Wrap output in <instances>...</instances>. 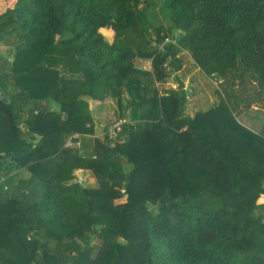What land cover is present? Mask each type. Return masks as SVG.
Listing matches in <instances>:
<instances>
[{
  "label": "trees",
  "instance_id": "obj_1",
  "mask_svg": "<svg viewBox=\"0 0 264 264\" xmlns=\"http://www.w3.org/2000/svg\"><path fill=\"white\" fill-rule=\"evenodd\" d=\"M164 7L171 26L151 39L142 22L147 0H0V43L14 52L11 90L0 81V264H264V214L246 195L250 173L241 166H264V134L237 122L252 104L240 109L233 91L257 84L264 94V0ZM102 29L116 33L113 44ZM186 53L205 76L222 80L225 95L198 120L180 122L184 83L177 79L180 90L164 97L157 84L183 69ZM138 59L151 60V71L138 69ZM135 94L138 123L123 125V144L112 148L105 135L65 146L71 134L94 132L84 99L121 103ZM183 122L204 142L196 153L169 155L177 144L167 140L169 128ZM226 161L240 176V195L232 180L214 177L229 171ZM5 163L31 178L16 184ZM76 169L91 170L100 188L76 182ZM94 236L104 243L91 259L85 247Z\"/></svg>",
  "mask_w": 264,
  "mask_h": 264
},
{
  "label": "rangeland",
  "instance_id": "obj_2",
  "mask_svg": "<svg viewBox=\"0 0 264 264\" xmlns=\"http://www.w3.org/2000/svg\"><path fill=\"white\" fill-rule=\"evenodd\" d=\"M164 1L165 0H147L148 2V11L143 19V25L148 32V35L151 39H155V29L156 28H162L164 30H167L170 28L171 23L167 17V13L164 7ZM105 39L109 43H114L117 39L116 33L114 31L103 32ZM182 35V32L175 31L174 32V38L178 39ZM0 58H5L6 62H9L8 59L12 58L14 59V52L12 48L6 46L4 43H0ZM10 66V63H8ZM136 67L138 69L144 70V71H151V60L149 59H138L136 61ZM9 69V67H7ZM75 79L79 78L78 76L74 77ZM177 79H180L184 83V87L186 90H191L192 96L188 97V100L186 104L182 107L181 110H177L178 113L182 112V115L177 116L178 121H183L184 119H197L200 114H205L210 109L221 106L222 101L224 99V90L222 87V80L218 81L213 78H209L204 75V73L196 67L195 63L193 62L191 56L189 53H186L184 56V62H183V69L178 73H172V76L170 79L164 83V84H157V87L159 89V93L161 96H172L173 93L178 92L180 90ZM10 89V87H9ZM11 90V89H10ZM233 91H236L237 99H238V105H240V109H244L247 104H252V107L250 110L244 109L243 112H241V115L236 117V120L239 124L247 128L249 131L255 133L256 135L264 134V94L259 95L257 93V84H248L246 86L240 87L236 86ZM240 92V93H239ZM136 93V92H135ZM11 92L9 95L11 96ZM263 99V101H262ZM88 104L90 108V113L93 118L94 123V132L90 134L92 137L95 135L97 136V131L100 133L98 136H102V140L106 141L105 135L103 134V129L107 126H109L111 123L117 120H121L124 122V124L127 125V123L130 126H137V121L132 120L133 117V110L136 103H138L137 95L135 94L132 97H129V95H124V100L119 103L117 99H113L110 97L105 98L103 101H95L91 99H84ZM128 103H130V106H128ZM91 105H100L97 106L98 110H105L104 113H95V111H98L96 108L93 110L91 108ZM174 107V106H172ZM171 107V108H172ZM57 110V112L60 111V107H53ZM177 115V113H175ZM123 115L121 119H119ZM97 117V121L96 118ZM28 115L24 117V119H27ZM198 120V119H197ZM96 121V124H95ZM140 124V123H139ZM88 128H90V125H88ZM96 128V132H95ZM169 130L173 131V134H170V136L167 137V140L175 139L177 141V144L173 147V149L168 151V154L171 155L174 151L176 152H182L184 150H187L189 153H196L194 149H197V145L201 146L203 144L204 139L198 137L195 134H189L191 132V128L186 124L178 123L174 126H171ZM213 133L212 131H210ZM206 134V133H205ZM74 136V134L69 135L67 142L69 139ZM89 136V137H91ZM81 137V143L82 145L83 141L85 140V143L87 141V144H90V141H93L89 137ZM120 137V136H119ZM116 138L115 140L111 141L112 148L116 146L117 142H120V145L124 143L125 140L128 138H125L121 135L120 138ZM120 139V140H119ZM216 140V136L211 137L209 140ZM90 140V141H89ZM66 146V145H65ZM80 146H72L70 148H79ZM216 157L218 156L221 158V155L219 151L214 150ZM93 153V151H92ZM180 158V157H178ZM177 158V159H178ZM251 161V160H250ZM249 161V166L241 164L243 168H246L247 171L250 173L248 179L245 178L247 181L246 183V195L250 197V202L254 203V205H258L262 210L261 214H264V166L253 168V162ZM121 165L129 171L131 169V164L128 163L127 158L123 157L121 158ZM226 164L230 166L229 171L221 176L214 175V177H217L219 181L224 182L226 185L230 183V180L233 181L232 191L236 195V191L238 190V195H240V189L239 186L240 183V176L235 171L232 170V167H234V164L230 161H226ZM11 165L9 163L4 164V172L7 170H11ZM259 170L260 173L257 174V171L255 173V170ZM237 170V169H236ZM13 172V171H9ZM213 177V178H214ZM258 197L256 201H254V198ZM125 200V199H124ZM124 200L117 201L118 204L123 203ZM149 207L155 211V213H158V210L153 205H149ZM260 215V213L258 212ZM264 217V216H263ZM258 236L260 237V241L262 243V246L264 247V231H261ZM31 240V239H30ZM80 240V238H78ZM41 260V257L38 259Z\"/></svg>",
  "mask_w": 264,
  "mask_h": 264
},
{
  "label": "crops",
  "instance_id": "obj_3",
  "mask_svg": "<svg viewBox=\"0 0 264 264\" xmlns=\"http://www.w3.org/2000/svg\"><path fill=\"white\" fill-rule=\"evenodd\" d=\"M113 31L112 29H102L100 32L101 34H103V32H110ZM104 36V34H103ZM112 44V43H110ZM6 60L5 58H0V81L4 82V84L6 83V86L9 87V84L7 83L8 78H7V73L9 71V69H7V67H9L8 62L4 61ZM8 60H10L11 62L13 61L9 58ZM58 105H56L55 103L51 104V108L52 111L55 110L57 112V110L53 107H57ZM97 106L100 105H91V108L93 110H95V108L97 109ZM98 110V109H97ZM106 112L104 109L103 110H98L95 111V113L99 114V113H104ZM96 121H97V117ZM95 121V124H96ZM106 128L105 127L103 129V134H106ZM95 132H96V128H95ZM97 136L95 135L94 137H92L91 135H87L86 137H89L90 139H101L102 136H98V134H100L98 131L96 132ZM78 135V134H76ZM80 146V145H79ZM67 147V144H66ZM92 152V151H91ZM11 170H13V172L10 174L12 176L15 177V182L16 184L20 181V180H27L29 178H31V173L26 169V168H21V169H16L12 166H10ZM73 176H75L76 178V182H79L84 188L89 189V190H98L100 188V184L96 178V176L94 175V173L91 170H85V169H76L73 173ZM104 241L98 237V236H94L90 242L87 244V246L85 248H88L87 250L92 251V255H91V259H94L97 255H98V251L102 248ZM36 264V263H34Z\"/></svg>",
  "mask_w": 264,
  "mask_h": 264
},
{
  "label": "built area",
  "instance_id": "obj_4",
  "mask_svg": "<svg viewBox=\"0 0 264 264\" xmlns=\"http://www.w3.org/2000/svg\"><path fill=\"white\" fill-rule=\"evenodd\" d=\"M123 125H124V122L121 120L114 121L109 126H107L105 135H107L110 140H115L118 137ZM80 139H81L80 135H74L73 137L69 139L67 143V147L70 148L74 145L79 146L81 141L80 143H76L75 141L76 140L79 141Z\"/></svg>",
  "mask_w": 264,
  "mask_h": 264
},
{
  "label": "water",
  "instance_id": "obj_5",
  "mask_svg": "<svg viewBox=\"0 0 264 264\" xmlns=\"http://www.w3.org/2000/svg\"><path fill=\"white\" fill-rule=\"evenodd\" d=\"M0 92L3 93V91L1 90V88H0ZM191 96H192V92H191V90H188V97H191ZM6 101L8 102L9 99L6 98ZM25 198H26V193H23V199H25Z\"/></svg>",
  "mask_w": 264,
  "mask_h": 264
}]
</instances>
